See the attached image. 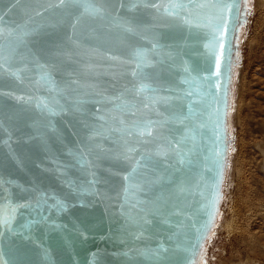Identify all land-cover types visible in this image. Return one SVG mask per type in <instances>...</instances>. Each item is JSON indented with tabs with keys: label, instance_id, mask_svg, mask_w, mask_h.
Returning <instances> with one entry per match:
<instances>
[{
	"label": "water",
	"instance_id": "95a60500",
	"mask_svg": "<svg viewBox=\"0 0 264 264\" xmlns=\"http://www.w3.org/2000/svg\"><path fill=\"white\" fill-rule=\"evenodd\" d=\"M250 10L0 0V264H209Z\"/></svg>",
	"mask_w": 264,
	"mask_h": 264
},
{
	"label": "rangeland",
	"instance_id": "374dc122",
	"mask_svg": "<svg viewBox=\"0 0 264 264\" xmlns=\"http://www.w3.org/2000/svg\"><path fill=\"white\" fill-rule=\"evenodd\" d=\"M250 8L234 83L230 169L209 264H264V0H250Z\"/></svg>",
	"mask_w": 264,
	"mask_h": 264
},
{
	"label": "bare ground",
	"instance_id": "6f19581e",
	"mask_svg": "<svg viewBox=\"0 0 264 264\" xmlns=\"http://www.w3.org/2000/svg\"><path fill=\"white\" fill-rule=\"evenodd\" d=\"M210 237L212 238V234H211ZM211 238L209 239V242H210ZM204 258H205V255H204ZM204 258H203L201 261L207 262ZM201 261H200V262H201Z\"/></svg>",
	"mask_w": 264,
	"mask_h": 264
}]
</instances>
